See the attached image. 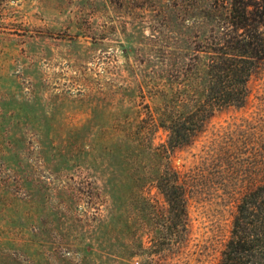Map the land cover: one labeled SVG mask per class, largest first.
I'll return each mask as SVG.
<instances>
[{
	"label": "rangeland",
	"instance_id": "374dc122",
	"mask_svg": "<svg viewBox=\"0 0 264 264\" xmlns=\"http://www.w3.org/2000/svg\"><path fill=\"white\" fill-rule=\"evenodd\" d=\"M231 0H0V264H217L240 199L264 183V63L242 108L189 146ZM186 188L175 236L157 188Z\"/></svg>",
	"mask_w": 264,
	"mask_h": 264
},
{
	"label": "trees",
	"instance_id": "16d2710c",
	"mask_svg": "<svg viewBox=\"0 0 264 264\" xmlns=\"http://www.w3.org/2000/svg\"><path fill=\"white\" fill-rule=\"evenodd\" d=\"M230 25L233 35L211 49L207 64V87L202 103L175 123L162 127L167 140L160 153L189 146L204 132L217 112L242 108L248 98V82L264 63V0H231ZM166 210L163 217L175 236L188 229L186 188L170 167H165L157 182ZM217 264H264V183L246 193L236 206L227 242Z\"/></svg>",
	"mask_w": 264,
	"mask_h": 264
}]
</instances>
